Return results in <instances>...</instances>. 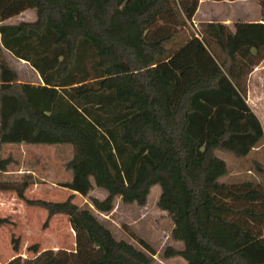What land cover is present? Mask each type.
Listing matches in <instances>:
<instances>
[{
	"label": "trees",
	"instance_id": "1",
	"mask_svg": "<svg viewBox=\"0 0 264 264\" xmlns=\"http://www.w3.org/2000/svg\"><path fill=\"white\" fill-rule=\"evenodd\" d=\"M199 0H0V171L12 161L1 145L70 144L62 187L89 196L108 213L115 197L156 201L182 248L163 257L186 264H264V127L246 103V81L264 58V24L214 21L184 33ZM33 9L35 19L6 23ZM264 20V17L262 18ZM181 33H183L181 35ZM5 51L40 82H20ZM216 151L249 162L235 170ZM236 169V168H235ZM25 203L63 214L74 248L26 254L5 264H154L139 236L135 247L89 208L29 199L24 181L0 180ZM13 248L17 251V245Z\"/></svg>",
	"mask_w": 264,
	"mask_h": 264
},
{
	"label": "rangeland",
	"instance_id": "2",
	"mask_svg": "<svg viewBox=\"0 0 264 264\" xmlns=\"http://www.w3.org/2000/svg\"><path fill=\"white\" fill-rule=\"evenodd\" d=\"M199 3L200 8L197 13L195 12L193 17L186 22L185 29H183L184 33L197 32L202 22L217 19L213 10L215 5L217 15L219 14L218 12H220V9H223L227 12V15H230V23H232V26L233 23L237 21L235 17V14L237 13H235L234 10H238V7L240 8V11H244L248 8H255L257 5L260 9V16L262 18L264 17V0H248L246 2H243V0H199ZM23 12L24 14L21 16L17 15L11 17V21L7 23H15L20 20L30 21L35 19V12L33 9H28ZM250 17L251 16L247 15L242 16V18L246 19ZM182 34L183 33H181V35ZM5 56L8 59L10 65L15 70H17L19 80L22 76V72H24V82H33L31 77L32 74H29V67L21 65L22 63H20L17 58L8 52H6ZM255 113L260 116V124L262 127H264V112L256 111ZM6 145L8 144H3V146ZM30 146H32V148L40 149L42 153L43 151L48 150L49 154L51 155L50 161H52L54 165L52 167V173L60 175V172L62 171V177L66 180L70 179L71 171L66 169L64 166L66 160L69 159L72 154V146L70 144H30ZM4 148L6 147L1 149V153H3ZM261 150L263 151L264 147L259 149V151ZM6 152H11L13 154L15 153L11 150H5V153ZM216 154L221 159L230 164L234 171H244L245 168L250 164L249 162L243 161L238 165V162L234 160V157L229 153L216 151ZM16 156L18 155L16 154L15 157ZM258 158L261 162H264V153L261 152L258 154ZM17 160L19 159L17 158ZM16 164L20 163L16 161L15 164H10L9 166L13 168ZM0 180H5V176H2L1 173ZM6 180H12L17 185H19L22 181H24V175L12 174V176L6 177ZM70 191L71 190L65 187H61L58 192L55 191L54 194L49 197V200H64L70 194ZM159 192V186L157 184L153 185L150 188L147 203L144 206L126 204L123 203L119 197H115L114 207L108 213H99L98 211L94 210L89 201V196L99 199H103L106 196L105 190L95 186L90 190L87 196H81L76 193L73 195L72 201L81 207L89 208L97 217V219L100 220L112 232L116 239H124L137 248H141V246L135 240V236H139L141 239H143L154 252L151 256L154 264H186V261L179 256L168 258L163 257V251L166 247L170 246L176 249H181L182 243L171 238L170 233L172 229V222L166 215V212L159 209L156 205ZM4 203L6 205L0 204V259L6 258L11 251H14V244H16L17 248L21 250L24 246V243L27 244V246L32 243H37L39 246V251H42L44 249H41L40 246L45 245V247H47L48 244H51L52 239L56 240L59 247L68 248L67 250H73L74 235L71 228L68 227L69 223L66 222V217H56L53 221H51L52 227L50 229L49 227L51 226V222L46 217L41 215L42 211L46 212L44 209H36L38 214L36 212H32L31 207H29L27 203L25 204V202L20 199L17 194L14 195L11 202L5 201ZM42 231H44V233H41ZM21 256L31 257L33 254H26L25 252V255Z\"/></svg>",
	"mask_w": 264,
	"mask_h": 264
},
{
	"label": "crops",
	"instance_id": "3",
	"mask_svg": "<svg viewBox=\"0 0 264 264\" xmlns=\"http://www.w3.org/2000/svg\"><path fill=\"white\" fill-rule=\"evenodd\" d=\"M248 0H243V2H246ZM201 3V2H200ZM200 3L198 2L196 13L200 8ZM232 5V4H230ZM214 9V15L217 17L215 20H211L214 22H220L226 26H228L230 29H233L232 23H230V15H227V12L223 9H220L219 14H216V5L213 7ZM237 8V7H236ZM235 8V9H236ZM238 10H234L236 20L235 22H262L264 24V20H262V17L260 16V9L256 5L255 8L252 9H245L244 11H240V8H237ZM232 11V10H229ZM24 12L20 13L19 15H23ZM251 16L250 18H242V16ZM19 17V16H18ZM233 17V16H232ZM11 21V18L7 19L4 22ZM5 51V55H6ZM9 53V52H8ZM8 60V59H7ZM21 65H25L29 67V74L31 73V77L33 79V84H38L40 82V78L38 73L31 68L25 61L20 60ZM9 62V61H8ZM24 69V68H23ZM32 69V70H31ZM17 71V70H16ZM20 82H24V72H22V76L20 77ZM246 103L248 104L249 108L255 113L256 111L264 112V58L263 60L256 66L253 67L252 71L248 74L247 81H246ZM255 115L258 117L260 121V116L255 113ZM8 145L3 146L1 145V149L4 148V151L2 154L3 157H10L11 162L8 164L5 171H0L2 176L10 177L13 175H24V196L29 199H44L49 200V197L54 194L55 191H59L61 189L60 182L66 181L62 176V171L59 174H53L52 173V167L54 166L52 161H50L51 155L47 151H42L40 149L32 148L30 144L25 143H6ZM6 151H12L15 152L14 154L11 152ZM2 152V151H1ZM17 158L15 157V155ZM37 160V161H35ZM68 160V159H67ZM66 160V161H67ZM18 161L20 164H16L15 167L9 166L10 164H15V162ZM64 168V167H63ZM65 169V168H64ZM62 174V175H61ZM13 180V179H12ZM70 194L75 195L76 192L70 191ZM15 194V190H0V204H5L4 202H11L13 200ZM31 195V196H29ZM25 202V201H24ZM26 204V203H25ZM6 205V204H5ZM29 205V204H27ZM31 207L32 212H36L38 214V211L36 209H43L38 206H32ZM45 210V209H44ZM46 211V210H45ZM41 215L43 217L47 218V212L42 211ZM56 217H66L63 214H54L52 215L48 220L51 222ZM65 219V218H64ZM68 223V221L66 220ZM51 226L49 227L51 229L52 222L50 223ZM68 227L70 225L68 224ZM71 228V227H70ZM72 230V229H71ZM48 231V230H47ZM46 231V232H47ZM41 233H44L42 231ZM51 244H48L47 247L45 245L40 246L41 249H57V248H63L68 249L64 247H59L56 240H51ZM56 242V243H55ZM27 244L24 243V246L20 250L19 248L17 251H11L8 256L4 259H0V264H5L7 261L12 259L13 257L17 255H25V249Z\"/></svg>",
	"mask_w": 264,
	"mask_h": 264
}]
</instances>
